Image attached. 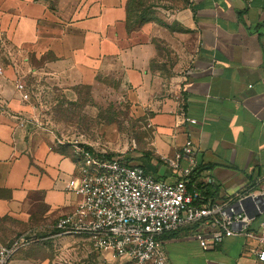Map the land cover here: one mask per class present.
<instances>
[{"label":"crops","instance_id":"1","mask_svg":"<svg viewBox=\"0 0 264 264\" xmlns=\"http://www.w3.org/2000/svg\"><path fill=\"white\" fill-rule=\"evenodd\" d=\"M130 1L0 0L1 244L58 236L56 223L80 200L69 189L78 173L72 146L27 119L30 107L16 88L28 53L51 57L33 76L62 82H92L117 70L132 112L149 116L153 147L139 155L158 179L176 180L165 159L190 138L192 184L203 203L264 188V0L150 6L166 25L152 20L138 29L129 28L128 17L145 6ZM263 223L264 211L252 221L254 235H234L217 247L201 246L198 224L164 233L158 244L167 264H264L255 237ZM28 251L9 264H48Z\"/></svg>","mask_w":264,"mask_h":264},{"label":"built area","instance_id":"2","mask_svg":"<svg viewBox=\"0 0 264 264\" xmlns=\"http://www.w3.org/2000/svg\"><path fill=\"white\" fill-rule=\"evenodd\" d=\"M3 72L0 66V75ZM16 88L24 101L31 99L21 81L16 82ZM70 145L78 160V173L70 180L69 189L80 200L72 213L58 220L57 234L84 235L95 251L110 252L119 264H167L158 238L188 225L202 227L197 235L204 248L217 247L234 235L252 236V221L264 211V188L247 187L224 202L203 203L200 189L192 184L197 162L190 138L172 159H165L176 177L174 182L160 180L142 165L87 142ZM182 160L190 166H184ZM255 237L261 247L258 258L264 261V223ZM34 241V236H22L11 245L0 243V264H9Z\"/></svg>","mask_w":264,"mask_h":264},{"label":"rangeland","instance_id":"3","mask_svg":"<svg viewBox=\"0 0 264 264\" xmlns=\"http://www.w3.org/2000/svg\"><path fill=\"white\" fill-rule=\"evenodd\" d=\"M144 4L143 10L148 12L150 6L181 7L187 0H148ZM146 19H149L146 23L156 20L166 25L156 13H147ZM48 59L51 57L26 55L28 65L23 67L20 81L31 95L27 101L31 111L27 119L52 131L64 144L84 141L98 150L129 157L132 163L148 164L139 154L153 147V127L149 116L132 112L120 73L101 72L92 82H62L49 79L44 73L33 76L32 69L40 68ZM0 89L4 90L1 84ZM55 234L38 236L40 240L27 246L28 252L32 249L33 256L48 259V264L120 263L110 252L95 251L91 240L84 235Z\"/></svg>","mask_w":264,"mask_h":264},{"label":"trees","instance_id":"4","mask_svg":"<svg viewBox=\"0 0 264 264\" xmlns=\"http://www.w3.org/2000/svg\"><path fill=\"white\" fill-rule=\"evenodd\" d=\"M131 2L136 3V5H139L140 8H142L143 6H145L144 3L146 1L145 0H131L130 3ZM145 10L142 9L140 13L130 14V16L128 17V24H129L130 29H138L143 25V23H146L149 21V19H146V15H147V13H151L152 11L147 9L148 12L147 11L145 12ZM110 155H116V154L110 153ZM127 160L130 161L131 159H129V157H127ZM140 165H142L146 169V166L143 163H141Z\"/></svg>","mask_w":264,"mask_h":264}]
</instances>
